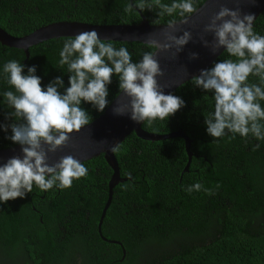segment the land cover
<instances>
[{
  "label": "trees",
  "instance_id": "obj_1",
  "mask_svg": "<svg viewBox=\"0 0 264 264\" xmlns=\"http://www.w3.org/2000/svg\"><path fill=\"white\" fill-rule=\"evenodd\" d=\"M205 1L195 0L196 6ZM130 2L135 0H0V28L21 38L63 21L138 25L143 17L161 26L155 24L156 12L125 13ZM169 19L165 16L160 23ZM253 28L264 36V10ZM64 41L36 44L28 57L0 43V125L16 122L7 118L11 110L4 104L3 93L15 91L4 64L16 60L26 65L25 74L36 66L45 89L56 77L63 78L64 88L70 87L67 65L59 63ZM112 43L117 49L126 47L133 62L151 50L139 42ZM224 52L209 69L223 59H235ZM112 79L105 110L120 93L118 77ZM191 81L171 93L185 107L168 120L140 125L163 137L184 134L190 154L181 137L147 141L130 132L114 153L123 181L112 188L113 170L101 154L82 162L88 175L69 189L45 192L34 185L25 197L0 202V264H264V141L239 134L232 138L231 133L214 140L204 115L214 111L213 93ZM249 82L260 83L255 76ZM81 107L91 122L105 111L87 102ZM10 135V127L7 132L0 127V151L19 145ZM196 183L201 191L185 190Z\"/></svg>",
  "mask_w": 264,
  "mask_h": 264
},
{
  "label": "clouds",
  "instance_id": "obj_2",
  "mask_svg": "<svg viewBox=\"0 0 264 264\" xmlns=\"http://www.w3.org/2000/svg\"><path fill=\"white\" fill-rule=\"evenodd\" d=\"M134 10L156 12L155 24L163 25L164 41L149 34L143 44L151 50L145 51L139 62H133L126 47L117 49L111 39H103L91 30L65 38L59 53L60 65H67L70 73V87L64 88L63 78L56 77L45 89L36 66L28 67L25 74L26 65L16 60L4 64L8 84L15 89L3 93L4 104L11 110L7 118L16 122L0 127L5 132L11 128L8 139L22 146L23 156L11 157L0 165V202L23 198L33 191L34 185L45 192L54 187L65 190L74 181L87 177L89 170L80 160L67 155L49 163V153L67 147L70 134L91 123L82 102L92 104L100 112L105 110L110 103L108 85L114 75L119 79L120 94L127 98L113 109L117 115L130 114L133 121L151 125L157 119L168 120L186 106L182 98L164 94L158 77L165 73L156 54L175 49V58L192 40L191 31L182 30L179 25L189 24L198 12L195 0H172L170 4L135 0L124 8L129 15ZM165 16L172 19L161 24ZM255 19L254 14H243L239 8L221 6L204 27L205 33L214 34L211 43L202 39L204 46L213 52L224 48V53L235 58L202 69L191 81L206 93H213L214 111L204 115L207 133L214 140L231 133L232 138L239 134L245 139L251 136L264 141V107L260 103L264 101V36L254 31ZM178 32L183 35L178 36ZM192 58H197V54L193 53ZM250 76L258 77L260 83H250ZM62 88L63 93L59 91ZM119 148L120 143L111 151L116 153ZM185 190L201 191L202 185L196 183ZM203 190L212 194L209 189Z\"/></svg>",
  "mask_w": 264,
  "mask_h": 264
},
{
  "label": "water",
  "instance_id": "obj_3",
  "mask_svg": "<svg viewBox=\"0 0 264 264\" xmlns=\"http://www.w3.org/2000/svg\"><path fill=\"white\" fill-rule=\"evenodd\" d=\"M221 6H227L233 10L239 8L243 14H254L257 19L264 10V0H206L199 7L198 12L190 18L189 24L179 25L182 30L191 31L192 40L184 46L183 51L178 53L175 58H173L175 49H172L171 52L161 51L156 54V58L165 73L164 76L158 77L160 85L164 87V94H171L179 86L191 80L194 76H198L202 69H209L211 64L225 50L221 48L219 51L213 52L210 47H205L202 41V39H206L211 43L214 39V34L205 33L204 27ZM162 27L163 25H150L143 17L138 25H89L63 21L41 27L21 38L12 37L0 28V43L8 48L23 50L25 56L28 57L29 48L36 44L55 38L75 36L81 31L96 30L103 39H111L113 42H139L142 44L148 38V35L153 33L154 38L163 42ZM177 35H183V32H178ZM193 53L197 54V58H192ZM120 95L119 93L101 116L82 128L80 132L70 134L71 140L67 147L55 154L49 153V163H55L62 156L67 155L85 162L102 154L113 170L109 182V186L112 188L117 182L123 180L119 177L118 165L111 148L123 142L130 132H134L137 137L147 141L181 137L185 140L187 153L190 154L189 140L184 134L177 132L164 137L149 134L141 129V123H137L130 118V114H115L113 109L118 104L127 101L126 97ZM14 156H23L21 145L0 151V165H3L9 158Z\"/></svg>",
  "mask_w": 264,
  "mask_h": 264
}]
</instances>
